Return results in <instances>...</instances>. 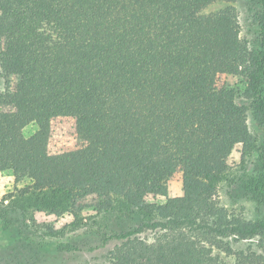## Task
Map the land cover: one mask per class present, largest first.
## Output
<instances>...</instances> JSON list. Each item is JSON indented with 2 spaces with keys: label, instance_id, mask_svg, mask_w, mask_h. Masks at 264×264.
I'll return each instance as SVG.
<instances>
[{
  "label": "trees",
  "instance_id": "1",
  "mask_svg": "<svg viewBox=\"0 0 264 264\" xmlns=\"http://www.w3.org/2000/svg\"><path fill=\"white\" fill-rule=\"evenodd\" d=\"M235 2L0 0V173L29 179L57 217L116 204L134 213V229L103 238L114 241L107 264H264V217L243 220L216 200L236 147L264 162L247 124L249 109L264 129V0L253 49ZM175 178L182 195L168 197ZM246 188L264 199V175ZM20 235L0 250L48 259L50 245Z\"/></svg>",
  "mask_w": 264,
  "mask_h": 264
},
{
  "label": "rangeland",
  "instance_id": "2",
  "mask_svg": "<svg viewBox=\"0 0 264 264\" xmlns=\"http://www.w3.org/2000/svg\"><path fill=\"white\" fill-rule=\"evenodd\" d=\"M254 0H236L240 38L247 47H257L259 35L253 23ZM223 3L208 7L205 12H213L223 7ZM227 80L234 84L235 78ZM1 89V82H0ZM242 101V100H241ZM249 108L250 104L244 100ZM247 124L250 133L258 144L264 141V129L259 127L248 109ZM36 130L34 125H29L23 130L24 136L32 135ZM264 162L256 152L247 154L236 147L230 157V169L217 183L216 200L218 205L231 214L241 217L246 221H256L264 217V199L259 198L247 185L253 180L263 178ZM182 195L180 178H175L168 183V197ZM41 195L31 190L29 179L16 180L11 172L0 173V245L9 243L13 236L21 234L37 243L44 242L52 248L60 245L68 252L54 255L51 247H44L48 259L39 258L35 250L21 245V252L9 258L7 252L0 250V264H107L106 255L114 246V241L102 245L103 238L114 233L127 232L136 227L134 213L121 204H116L110 213H97L88 210L76 219L68 214L54 216L48 213L41 201ZM148 203H163L164 198H148ZM9 230V231H8ZM155 234L146 233L144 237L151 241ZM255 244L254 240L232 242V248L239 250ZM224 264H236L231 258L222 255Z\"/></svg>",
  "mask_w": 264,
  "mask_h": 264
}]
</instances>
